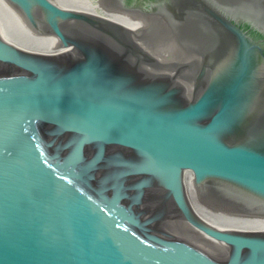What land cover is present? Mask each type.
Listing matches in <instances>:
<instances>
[{
	"label": "water",
	"instance_id": "water-1",
	"mask_svg": "<svg viewBox=\"0 0 264 264\" xmlns=\"http://www.w3.org/2000/svg\"><path fill=\"white\" fill-rule=\"evenodd\" d=\"M110 6L0 0V264H264V0Z\"/></svg>",
	"mask_w": 264,
	"mask_h": 264
},
{
	"label": "bare ground",
	"instance_id": "bare-ground-1",
	"mask_svg": "<svg viewBox=\"0 0 264 264\" xmlns=\"http://www.w3.org/2000/svg\"><path fill=\"white\" fill-rule=\"evenodd\" d=\"M63 4L68 9H73L74 11L83 12L85 14L93 15L95 17H104L107 19H117L121 21L122 24L129 27L132 30L138 29L139 26L143 25V21L139 18L127 19L126 16L115 14V12L110 9V5H113L114 0H105L109 7L105 6L104 0H57ZM141 24V25H140ZM147 46V45H146Z\"/></svg>",
	"mask_w": 264,
	"mask_h": 264
}]
</instances>
